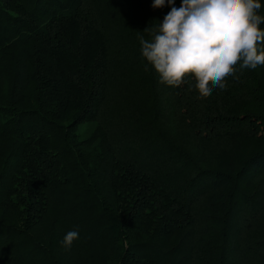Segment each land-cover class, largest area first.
<instances>
[{
    "label": "trees",
    "instance_id": "trees-1",
    "mask_svg": "<svg viewBox=\"0 0 264 264\" xmlns=\"http://www.w3.org/2000/svg\"><path fill=\"white\" fill-rule=\"evenodd\" d=\"M0 264H264V0H0Z\"/></svg>",
    "mask_w": 264,
    "mask_h": 264
}]
</instances>
